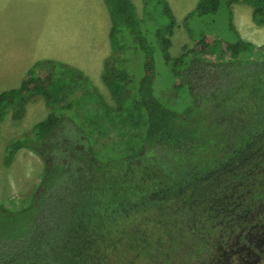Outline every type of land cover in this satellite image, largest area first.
I'll list each match as a JSON object with an SVG mask.
<instances>
[{
	"label": "trees",
	"instance_id": "obj_1",
	"mask_svg": "<svg viewBox=\"0 0 264 264\" xmlns=\"http://www.w3.org/2000/svg\"><path fill=\"white\" fill-rule=\"evenodd\" d=\"M158 1L169 21L157 29L154 42L170 64L177 19L166 0ZM240 1L250 5L254 19L264 24V0H199L185 18L203 20L209 28H202L194 36V47L176 59L177 72L170 71L175 84L180 87L184 82L193 95L182 111L156 94L155 44L144 34L132 0H105L112 15L114 54L105 60L103 80L120 114H102L89 106L99 99H66L67 84L54 80L52 71L74 70L76 75L79 71L55 60L36 62L19 87L0 94V109L26 93L41 94L52 108L31 135L13 140L5 149L6 168L25 148L42 159L44 168L38 186L19 207L0 202V264H99L101 252L135 250L129 244L131 237L143 233L146 205L162 201L153 192L177 188L181 176L208 169L219 155L220 139L215 152L209 154L213 146L205 140L213 134L201 125L207 119L205 111L235 115L232 135L226 139L228 154L242 155L235 149L264 140V58L260 57L264 44L256 45L237 32L232 7ZM206 50L217 60L205 58L202 52ZM212 76L219 94L203 90ZM234 77L238 84L230 85ZM121 114L125 115L123 126L136 129L134 146L138 148L117 160L100 161L93 135L116 127ZM74 187L76 191L68 197L67 190ZM62 198L68 204L72 200V207L61 215V226L48 230Z\"/></svg>",
	"mask_w": 264,
	"mask_h": 264
},
{
	"label": "flooded vegetation",
	"instance_id": "obj_2",
	"mask_svg": "<svg viewBox=\"0 0 264 264\" xmlns=\"http://www.w3.org/2000/svg\"><path fill=\"white\" fill-rule=\"evenodd\" d=\"M241 147L242 155L228 149L181 176L183 186L154 191L162 201L146 205L143 233L129 244L136 249L101 252L99 264H141L175 250L164 264H264V140Z\"/></svg>",
	"mask_w": 264,
	"mask_h": 264
},
{
	"label": "rangeland",
	"instance_id": "obj_3",
	"mask_svg": "<svg viewBox=\"0 0 264 264\" xmlns=\"http://www.w3.org/2000/svg\"><path fill=\"white\" fill-rule=\"evenodd\" d=\"M133 1L144 34L147 36L150 42H154V38L156 39L155 34L157 29L164 28L165 24H167L169 21V18L164 11V6L159 3L158 0H148L146 2L144 0ZM46 13L47 12L45 10L41 11V15H46ZM188 22L189 21H185L184 18L180 22L177 21V24L174 28V35L172 37V44L170 47V53L174 61L170 62V64H167L165 61L160 45L154 42L156 49L155 63L157 70V77L155 81L156 94L163 102L178 111H182L191 104L193 101V95L190 92L189 87L184 84L183 81V84L180 85V87L178 84H175L174 76L170 71L177 72L179 65H177L178 63H176V59L179 58L180 55L184 54L187 50L194 47V36L199 34L202 31V28H209L205 26L204 21L200 19L191 18L189 24ZM193 32L195 33L192 36L191 33ZM112 54H114V51ZM202 54L205 58H215V60H217V57L211 54L209 50L202 52ZM229 55L230 54L227 52L226 56ZM260 57L264 58V55L262 54ZM3 73L4 68L0 63V74ZM52 73L54 75V80L67 84L65 87L67 94H65L64 97L69 99V101L71 99L81 100L82 97L85 101L92 98L95 100L99 99L100 104L97 103L96 105L89 106L99 108V112L102 114H104V112L105 114L108 112L114 113L112 116L115 115V113L120 114L121 111L118 102L113 96L108 85L103 80V76L96 84L90 81L91 79L95 80V78L88 80L83 77V75L79 74V72L76 75L74 70L69 72L67 70L56 69L53 70ZM217 75H219V73ZM25 78L23 79V82L25 81ZM212 78L213 76L208 78L211 79V81H209L210 83L203 90H209V92L213 91L216 94H219V90L215 89L216 78ZM18 79L21 78L18 77ZM236 80L237 79L235 77L230 78V85H237L238 82H236ZM18 83L20 82H8L7 84H11L8 87L17 88ZM81 109L82 108L77 111H81ZM107 109L111 111H107ZM51 110L52 108L48 104L47 99L39 93H26V95L23 98H20L17 102L13 104L11 102H7L5 106L0 109V202H6L12 207H19L25 201L26 197L31 195L38 186L42 177L44 163L35 152L26 148L20 150L10 168H6L4 166L3 155L5 153L6 147L13 140L31 135L33 133L35 124L44 119L51 112ZM205 115L207 119L205 123L203 122L201 125L204 128H207L211 134H213L211 137L205 140L207 145L213 146L212 152L209 154L215 152L219 143L216 140L220 139V149L218 156L223 155L226 153L227 148L226 139L231 137L233 125L234 123L236 124V119H234L235 115L232 113H226V116H224L222 110L213 112L205 111L203 116ZM123 116L125 115L121 114L118 116V127L111 126L103 133L99 132V134L96 133L93 135V145L99 152L100 161L104 162L117 160L124 157L126 152H132L138 148L137 144L134 146L137 139L136 129H132L130 126L126 125L123 126V123H121ZM107 174L109 175V173ZM71 178L76 180L77 177L71 175ZM69 189L70 190H67L66 194L71 193L68 196L71 197V195L76 191V188L74 187ZM61 201L62 202H59V204L56 202L58 205H55V221L53 222L52 227L48 230H55L57 227L61 226V215L66 214L65 211L70 210V206L73 204L72 200L70 201V204H68L67 200L64 198H62ZM175 253L176 250L171 253H167L166 255L159 254L156 258L150 257L148 260L143 258L141 260V264H164Z\"/></svg>",
	"mask_w": 264,
	"mask_h": 264
},
{
	"label": "crops",
	"instance_id": "obj_4",
	"mask_svg": "<svg viewBox=\"0 0 264 264\" xmlns=\"http://www.w3.org/2000/svg\"><path fill=\"white\" fill-rule=\"evenodd\" d=\"M166 1L180 22L199 0ZM42 10L46 15H41ZM232 10L239 35L263 45L264 24L254 19L252 7L240 1ZM112 29L105 0H0V63L4 68L0 94L12 88L8 82H20L19 87L40 60L66 64L88 80L95 78L90 81L97 84L113 52Z\"/></svg>",
	"mask_w": 264,
	"mask_h": 264
}]
</instances>
